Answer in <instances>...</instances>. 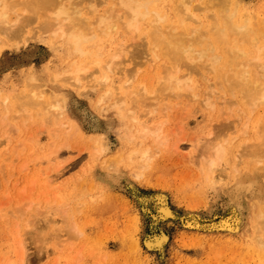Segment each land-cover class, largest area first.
<instances>
[{
    "label": "rangeland",
    "instance_id": "1",
    "mask_svg": "<svg viewBox=\"0 0 264 264\" xmlns=\"http://www.w3.org/2000/svg\"><path fill=\"white\" fill-rule=\"evenodd\" d=\"M245 7L251 11H258L260 16H264V0H249L245 4ZM262 12L263 14H261ZM34 27V25L28 27L29 30L27 29L21 37V39L25 38L26 41L21 40L22 42L16 46L14 45L16 39L6 40L5 37L0 36V105H3L2 107L0 106V110L2 111L0 112V210L3 209V211L8 212L3 213L1 212L2 210L0 211V223H3V225L0 224V264H68V262L69 264H247L246 261L245 263L243 261L249 255V251L245 249L243 244L246 243V237L250 232L248 225L251 214L254 211V209L250 207L253 201L252 199H244L243 201L246 211L245 222L236 235L224 234L222 232L207 234L202 231L184 229L180 225V220L189 212L198 215L203 222H209L210 220L212 221V219L217 221L227 216V192L229 193L233 179L236 176H234V166H232L235 164L231 158H233L235 162L239 161V163L236 162L237 165L239 164V166H236L239 170V176H247V178L253 176L249 168V165L252 164L247 154L249 153V146L256 142L253 137L256 136L255 139H258V134L262 130L260 128H263L262 131H264V127H262L264 126V121L261 120V118H264V108L261 109V106L257 107L255 114L254 112L252 115L249 114L250 120L246 122V125V119L243 117L246 115L244 113L245 110H243L245 106L242 107V101L238 104V95L237 98H235L232 93H222L220 95L221 98H219V100H221L218 102V97H216V95H219L221 91L219 86L213 81L214 79L216 81V77L214 76L216 72L210 70V68H203V71L196 70L194 74L193 71H191L189 74L195 81V84L198 85L201 93L202 91L203 93L204 91H211L209 93L211 94L209 95V99H211L214 105L210 102L212 105L209 106V109H205L208 108V106L206 105L205 107L203 102H197L199 99L197 100V98L189 97L190 99L188 98V101L187 98H183L186 96L168 99L167 97L165 98V95L163 96L164 98L160 95L164 99L163 102V99L158 97V93H156L157 96L155 92L152 91L161 80L159 79L160 76H158V71H155L158 69V66H155V64L158 65V63L149 60L144 64L137 60H128L129 55L126 56L124 54L126 51L123 52L124 56H122L125 57V61H123L121 65L119 64L113 68L111 73L108 72L110 73L108 74L109 82L104 87L93 86L94 81L101 77L102 73L100 72H96L97 75L94 73L81 79L75 86L63 84V82L61 83L60 81H52V68L58 66L59 70L66 69L73 61V56L70 57L67 54L63 44H61V41L57 37H53V39L49 34L45 33L37 34L38 36L36 37H31V30ZM124 38L125 36L121 34L107 37L104 43L105 46L101 47L113 51L119 39ZM147 70L149 72H147ZM185 70L186 68L184 67L180 69L181 72L183 71V74ZM154 72L155 75L157 74V78ZM182 73L180 74L182 75ZM210 73L212 74L210 75ZM31 75L35 76V78H39L37 81L44 84L45 89H51L53 92L65 95L63 116L58 115L60 111H53L52 109L46 110L47 108L44 107V105L40 106L42 109L40 111L38 110L39 106L25 108L21 106L17 107V103L20 105L22 103L21 101L17 102L18 100L12 98L11 95L19 92L24 86V82H26ZM135 75H137L138 78L141 76V81ZM135 77L138 83L134 82L136 80ZM127 78L131 79L132 84L130 86L131 88L133 87V90L136 88L138 89L140 85L143 88L147 87L145 92L140 91V93L137 94L138 97H136V95L130 96L129 94L125 99L126 104L121 105L122 108H124L131 103V109L129 108V116L131 114V117L126 116L120 118V116L112 111H110L109 114L101 113V109L103 107L108 108L109 104L112 103L111 101H113L112 98L115 96L113 93V96L105 98V100L98 103L105 91V87H115V85H118ZM143 79L145 82L143 81L142 84L141 82ZM155 79L159 80L156 85ZM205 83L209 84L206 85ZM211 83H214V86L211 87ZM147 84L148 86H146ZM148 87H151V89L149 90ZM131 88L127 92L131 91ZM140 89L141 87L139 90ZM147 89L149 90V95L146 94L148 92ZM113 90L114 88H112V91ZM214 93H216L215 96ZM142 95H145L146 99L149 96L148 102L145 101L147 104L144 102L145 98L143 99L144 96ZM6 96L8 98L7 103H5L7 100V98L5 99ZM222 96L224 98H222ZM131 97H134V99H132L133 102L128 99ZM153 97L161 99H159V102H163H160L161 106L159 105L160 103H157L158 100H153ZM229 97L232 98L230 99ZM136 98H138V100H135ZM229 100H231V102ZM15 101L17 102L15 107L19 109L21 107L23 110L20 109L19 111L13 107L15 111L17 110L13 116V112L15 111L9 109V107L11 105L14 106ZM141 101L145 104L141 103ZM150 101L153 105H151ZM186 101H188V105L187 103L184 105ZM223 101L228 102L230 105L228 106V104ZM182 102H184V104ZM148 103H150V107ZM216 103L219 105L216 106ZM235 104L237 106H235ZM168 105H170L171 108H169L170 106L168 107ZM12 106L10 108H12ZM158 106L162 108V110H159ZM30 108L33 112H31ZM238 109L241 110L238 111ZM24 110L28 112L24 113ZM45 110L47 116L44 115ZM41 111H43V115L40 113ZM3 112H10L8 114L10 116L12 114V121L10 120V116H8V114H2ZM233 112H235V114L238 112L239 116H237L238 113L233 116ZM132 113L134 114L132 115ZM227 113L229 117L226 116ZM20 116L23 118L20 119ZM32 116H35V118L38 117V119H36V123L38 121L37 124ZM251 116L253 117L251 118ZM42 117H45V119ZM48 117L49 119L50 117L52 118V122H49L50 120ZM60 119L64 122H61ZM14 120L16 122H13ZM22 120L24 123H28L23 124ZM144 121H146V124ZM71 122L77 129L76 131L68 129ZM230 122L234 124H229ZM250 123L251 125H249ZM151 124L154 127L159 125V132L163 133H159L160 139L159 136L156 138L145 133L142 135V129L144 127L150 128ZM162 124H164V126ZM16 125L17 128H15ZM65 125H67L68 128ZM249 126H251V128ZM63 127H65V130ZM18 128L19 130H16ZM58 128L62 132H60ZM54 130L56 132L59 131L60 134L56 133ZM139 130L141 131L139 132ZM237 133L240 135L237 136ZM66 134H68V138L70 136L71 139L74 136V139L71 141H69L70 139H64L67 136ZM60 135H62L63 139ZM136 135H138V137ZM235 135L237 138H235ZM163 136H166V138L169 136L167 138L168 140L166 139L167 142ZM87 137H89V139ZM230 138H233V140ZM94 139L98 141L103 140L111 145V151L107 156L96 157L93 154L91 149ZM208 139L212 141L213 147L221 143L225 145L227 149L225 160L222 161L223 163L221 162L220 167L218 166L216 168L217 175H214L216 172L212 174L214 178L216 177L217 179H214L212 175L208 176L207 169L205 173V159L201 155L203 148H199L203 147L202 145L204 143L207 144L210 142ZM239 140L241 141L240 143L238 142ZM86 142L88 144H86ZM237 143L241 144L240 147ZM234 145L235 147L233 149L232 147ZM147 146L149 148V154L152 156V159L147 162L148 165L139 164L137 158H133L134 161L132 160V162L134 163L136 160L138 165L136 163L132 164L130 160L126 159V155L123 154L134 148ZM242 146L248 150L242 149ZM235 148L239 153H241V151L242 153L239 154L236 152ZM243 151L245 153H243ZM120 152L123 155L121 158L122 160H120V169L118 173L121 178L113 182L114 180L111 179H113L115 173H112L111 170L107 168V165L111 161L110 159L116 157L117 153L120 154ZM234 154L236 156H234ZM225 161L227 162L225 163ZM231 163L233 164L231 165ZM241 165H244V169L241 168ZM223 167L227 169L223 170ZM246 169L248 170L246 171ZM200 171L202 175L199 173ZM226 171L227 175L225 173ZM106 172L107 174L110 172L112 175H107ZM255 174L257 175L258 182L264 184V175ZM110 176L112 177L111 179L109 178ZM221 176L222 179H220ZM231 176L233 179L230 178ZM220 180L221 183L219 182ZM117 184L118 187L120 185L119 188ZM128 187L131 188L128 189ZM155 193H163L166 195L167 203L169 207H171V211L173 210L172 212L174 215L173 219L171 218L169 221L165 220L163 225H161L162 231L168 235V242L163 248L162 259L159 258V251L152 252V250H147L144 246V240L147 237L150 235L153 236L159 232V230L154 227H152V229L149 227L152 223L151 215H156V211L154 212V210H156L154 208L155 202L149 200V202L146 203L147 206H145V209H147L148 213L145 218L140 210L143 204L138 202L140 197L148 198L149 195V197H151ZM189 207L190 209H188ZM210 208H214V213L210 214ZM23 217L26 218L25 221H23ZM9 218L12 219V221H10ZM7 220L9 221L7 222ZM9 222L10 224L13 222L11 225H14L13 228L9 226ZM4 224L10 227H8L9 230ZM1 225L7 229H3ZM10 230L12 233H9ZM14 236H16V238ZM188 236L190 237L188 238ZM185 237H187V239H185ZM192 237L194 238L193 240H191ZM232 244L235 245L233 246ZM236 248H238L239 251L238 249L234 250ZM10 249L14 250V254H12L13 252ZM1 254H4V256ZM10 255L13 257L10 258ZM254 256L258 258L256 255ZM248 257V264L261 263V261L255 257L252 258L253 256H251V254ZM251 258L252 260L254 259L253 262ZM2 259L6 261L3 262ZM7 259H9L10 262ZM11 259H13V261Z\"/></svg>",
    "mask_w": 264,
    "mask_h": 264
},
{
    "label": "bare ground",
    "instance_id": "2",
    "mask_svg": "<svg viewBox=\"0 0 264 264\" xmlns=\"http://www.w3.org/2000/svg\"><path fill=\"white\" fill-rule=\"evenodd\" d=\"M248 1H246V0H0V36L5 37L6 40L16 39L14 42V45L16 46L20 42L26 41L25 38L21 39L22 34L26 32V30L28 29L29 26L34 25L35 27L31 30V37H36L39 34H43V33L49 34L50 37H52V38L57 37L61 41V44H63L67 54L70 57L73 56V61L71 62V64L67 68L65 67L66 69H64V70H59L58 66H54L52 68V71H53L52 72L53 73L52 74V81H55V82L60 81L61 83L63 82V84H68L70 86H72V85L75 86V84H77L81 79L86 78L89 75H92L94 73L97 75L96 72H100V73H102L101 77L97 78L94 81L93 86L104 87L109 82L108 74H110L112 72L113 68H115L119 64L121 65L122 62L125 61V59H124L125 57H122V56H124L123 52L126 51L124 54L126 56L129 55L128 56L129 59L126 58L128 60H131V61L137 60L138 62H143L144 64L146 61H149V60H151L155 63H158V65L155 64V66H158V69L155 71H158V73H159L158 76H160V78L159 77L158 78L161 80L159 81L158 79H155L156 80L155 85H156L157 81H159V82L157 83L156 87L154 86L155 89L152 90L153 92H155V94L158 93L159 96L156 94L158 97H161V96L163 97L165 95V98L167 97L169 99L172 97L178 98L181 96H186L183 98H187L188 101L190 98H197V100L198 99L201 100V101L198 100L197 102H200V103L203 102L205 104V107H206V105L208 106V108H205V109H209L210 108L209 106H211L213 104L211 99H209L210 98L209 95H211L209 93L211 91H209V92L204 91V93L202 91V93H201V91L198 88V85L195 84V81L190 77L191 75H189V74L191 73V71H193V74H194V72L196 70L197 71H203L202 70L203 68H210V70H213L216 72V75H214V76L216 77L217 83H216L215 79L213 81L215 82V84H217L219 86V89L221 91L219 93V90L217 89L218 90L217 92L219 93V95L217 94L218 95L217 96L216 93H214V96L216 95V97H218V102H219L221 100V99L219 100V98H221L220 95L222 93H224V94L226 92L229 94L232 93V95L235 98H237V95H238V102H239L238 104H240V101H242L243 102L242 107L245 106L243 110H245L244 113L246 115L243 117H245V119H246V121H245V124H246V122L250 120L249 114L252 115L253 112L255 114V112L257 111V109H256L257 107L261 106V109L264 108V16H262V15L260 16L258 11L257 12L251 11L250 9H248L249 8L248 6H247L248 8H246L245 4ZM261 4H263V3H261ZM261 14H263V12ZM117 34H121V35L125 36V38L119 39V41L116 44V46L114 47L113 51L108 50L104 47H101V46H105L104 43H105V40L107 39V37L116 36ZM182 67L186 68L184 74L182 73L184 71V69L182 72L180 71V69ZM116 69H118V68H116ZM104 70H105V72H104ZM118 70H116V71H118ZM108 72H110V73H108ZM147 72H149V71L147 70ZM180 73H182V75ZM144 74H143V76H144ZM211 74L212 73H210V75ZM154 75H155V72H154ZM135 76L137 77V75H135ZM155 76L157 78V74ZM136 77H135V79H136ZM140 78H142V77L140 76ZM140 78H138V79H140ZM38 79L39 78H35V76H33V75L28 77V80L26 82H24L25 84H23L24 86L22 87V89L19 92L13 93L11 95L12 98L18 100L17 102L21 101L22 104L20 105L19 103H17L15 101V105L14 106L11 105L12 108H10L11 107L10 106L9 109L14 110L13 107L16 106V103L18 104L17 107L21 106L22 108L23 107L24 108L25 107H31V106H34V107L39 106V108H40L41 105H44V107L47 108L46 110L52 109L53 111H60L58 113V115L63 116L64 115L63 103H64V96L65 95L53 92L51 89H45L44 84L39 83L37 81ZM144 79L141 82L142 84H143ZM136 81H137V79L134 82L138 83ZM140 81H141V79H140ZM135 83H134V85H135ZM131 84H132L131 79L127 78L126 80L122 81L118 85H115V87L110 86V87L114 88L113 91H112V88H109V87L106 88L105 87V91L102 94L101 99L98 101V103L105 100V98H110L114 94H115V96H114V98H112L113 101H111L112 103L109 104L108 108L103 107L101 109V113L109 114V112L112 111L116 115L120 116V118L129 116V112H130V109L132 106L131 103L129 104V106L131 105L130 107L127 105L128 108L127 107L122 108V106H121L122 104H126V102H125L126 97L129 94H130V96L136 95V97H138L137 94L140 93V91L145 92V90L147 88V87L143 88L140 85V87H141L140 90H139L140 87L138 89L135 87L136 89L133 90L132 89L133 87L131 88V86H130ZM208 84H206V85H208ZM211 84H210L211 87L214 86V83L212 85ZM146 86H148V84ZM130 88H131V91L127 92ZM148 88H149V90L151 89V87H148ZM215 88H216V85H215ZM149 90L146 93L148 95H149ZM145 95H142V96H144L143 99L145 98ZM152 96H154V95H152ZM162 97H161V99L164 98V97L163 98ZM216 97H215V99H216ZM6 98H7V96L5 97V99ZM97 98H99V97H97ZM148 98H149V96L147 97V99L146 98L144 99V102L147 101ZM222 98H224V97L222 96ZM128 99L132 100V99H134V97H131ZM154 99H156V98L153 97V100ZM159 99H156V101L158 100L157 103L161 102V101L159 102ZM135 100H138V98H136ZM7 101H8V98H7L5 103H7ZM10 101L11 100L9 99V102ZM188 101H186L185 104H184V102H182V103L184 105H186V103ZM225 101H223V102L228 104V102H225ZM229 101L231 102V100H229ZM131 102H133V100ZM139 102H140V99H139ZM163 102H164V99H163ZM163 102H161V103H163ZM195 102H196V100H195ZM210 102H212V104ZM214 102H216V101H214ZM242 102H241V105H242ZM141 103H143V102L141 101ZM141 103H140V105H141ZM145 103H143V104H145ZM150 103H151V101H150ZM150 103H148V106ZM161 103L159 104L160 106H161ZM167 104H170V103H167ZM151 105H153V103H151ZM163 105H165V104H163ZM187 105H188V103H187ZM217 105H219V104L216 103V106ZM229 105L230 104H228V106ZM231 105H232V103H231ZM0 106L2 107L3 105L1 104ZM5 106H7V105H5ZM134 106H135V103H134ZM148 106H145V107H148ZM169 106L170 105H168V107ZM233 106H231V107H233ZM235 106H237V105L235 104ZM17 107H15V108L20 111L21 107H20V109ZM168 107H167V109H168ZM39 108H38L39 111L42 110L41 108L40 109ZM158 108H159V110L160 109L162 110V108H160L159 106H158ZM169 108H171V106ZM6 109H8V108H6ZM203 109H204V107H203ZM17 110L16 111L14 110L15 112H13V116H14V113L17 112ZM21 110H23V109H21ZM30 110H31V112H33V110L31 108H30ZM46 110H45V114H44L45 116H47ZM239 110H241V109H238V111ZM9 111H11V110H9ZM227 111H229V110H227ZM0 112H2V111L0 110ZM25 112H28V111L24 110V113ZM36 112H37V109H36ZM150 112H151V110H150ZM8 113H10V112H7V113L3 112L2 114H8ZM40 113H42V115H43V111H41ZM145 113H147V112H145ZM228 113L226 115L227 117H229ZM233 113H234L233 116H235L238 112L236 114H235V112H233ZM133 114L134 113H132V115ZM28 115H30V114H28ZM8 116H10V115L8 114ZM226 116H225V118H226ZM237 116H239V113L237 114ZM253 116H255V115H253ZM253 116H251V118ZM11 117H12V114L10 116V120H11ZM26 117H28V116H26ZM129 117H131V114ZM149 117H150V115H149ZM22 118L20 116V119H22ZM33 118L35 119V123H36V119H38V117L35 118V116H34ZM53 118H56V117H53ZM13 119H14V117H13ZM43 119H45V117ZM48 119H49V117H48ZM51 119L52 118L50 117L49 122H52ZM132 119H134V118H132ZM149 119H151V118H149ZM233 119L235 120L234 117H233ZM253 119H256V118H253ZM253 119H251V120H253ZM60 120H59V122H60ZM261 120L264 121V118H261ZM18 121H20V120H18ZM25 121H26V119H25ZM62 121L63 120H61V122ZM13 122H16V121L14 120ZM20 122H19V124H20ZM43 122H44V120H43ZM144 122L146 124V121H144ZM25 123H28V122H25ZM25 123L23 121V124H25ZM37 123H38V121H37ZM231 123L232 122H230L229 124H231ZM254 123H255V120H254ZM232 124H234V123H232ZM252 124H253V121H252ZM17 125H16V127L15 126L14 127L17 128ZM162 125L164 126V124H162ZM249 125H251V123ZM65 126L67 127V125H65ZM57 127H59V126H57ZM68 127L67 128L69 130L70 129L71 130L73 129L75 131L77 130L72 122L70 123V125ZM152 127H154V126H152V124H151L150 128L144 127L142 129L143 130L142 135L145 133V134L151 135L152 137L154 136V137L158 138L159 133H160L159 132V125H157L154 128H152ZM247 127H246V129H247ZM249 127L251 128V126H249ZM262 127H264V126H262ZM63 128L65 130V127H63ZM258 128H260V127H258ZM260 129L263 130V128H260ZM16 130H19V128ZM58 130H59V128H58ZM128 130H130V129H128ZM262 130L259 132V134L257 133L259 135V137H257L258 139H255L256 136L253 137L257 143L255 142L256 144L254 143L253 145L249 146V148H248L249 153L247 155L250 158L249 159L250 163L252 164V165H249V168L251 169L250 170L251 175H253L252 177L247 178V176H243V177L239 176V170L236 167V166H239V164L237 165V163H239V161H236L237 162L236 163L234 161V159L231 158L235 164V165H232L233 163H231V165L234 166L233 167L234 168L233 169L234 176L235 175L236 176L234 177V179L232 176L230 177L233 179V182L231 185L232 187H231L229 193L226 191L228 194L227 195L228 200H227V198H226L227 201L225 200L227 202V210H228L227 216L225 218H220L217 221L216 220L214 221V219H212V221H211L209 219L210 220L209 222H203V220H201L198 215L189 212V213H186L180 220V225L184 229L202 231V232L207 233V234L222 232L224 234L236 235L239 233V231L241 230V228L245 222L246 211H245V206H244L243 201H244V199L245 200L252 199L253 201L251 202L250 207H252V209H254V211L251 214V218H250L249 225H248L250 232H249L248 236L246 237L247 238L246 243L243 244V246H245V249H247V251L250 252V253L248 252V254L249 255L251 254V256H253L252 258L255 257L254 255H256L258 257V258H256V257L255 258L261 261L260 264H264V184H261L258 182V178H257V175L255 173H258V175H264V131H262ZM59 131H57V132L55 131V132L60 134V132H62V131H60V132ZM140 131L141 130H139V132ZM173 131H174V129H173ZM252 131H253V129H252ZM165 132H167V131H165ZM69 133H70V131H69ZM244 133H246V132H244ZM68 134H66L67 136L64 139H67V140L70 139L69 141L74 139V136L72 139L70 138V136L68 138ZM160 134H163V133H160ZM238 135H240V134L237 133V136ZM253 135H255V134H253ZM136 136L138 137V135H136ZM166 136H163L165 138V140L169 137L168 136L166 138ZM60 137L62 138V135H60ZM87 138L89 139V137H87ZM235 138H237L236 135H235ZM101 139H103V138H101ZM159 139H160V136H159ZM103 140L98 141V140L94 139V141H93V146H92L91 150L93 151V154L96 157L107 156V154L111 151V145L107 142H104ZM167 140H166V142H167ZM231 140H233V138ZM140 141H141V138H140ZM161 141H163V140H161ZM66 142H68V141H66ZM211 142L212 141L208 142L207 144L204 143L202 145L203 147H199V148H203L201 151V155L205 159V161H204V164L206 167L205 173H206V169H207L208 176L215 173L216 168L218 166L220 167L221 162L225 160L226 150H227L225 148V145L219 143L217 145L214 144L216 146L213 147L212 146L213 143H211ZM238 142L240 143L241 141L239 140ZM248 143H249V141H248ZM248 143H246V144H248ZM86 144H88V143L86 142ZM235 145L232 147L233 149H234ZM237 145L240 147L241 144L237 143ZM149 147H152V146H149ZM229 147H231V146H229ZM242 147H243L242 149H245L244 146H242ZM236 148H235V150H236ZM150 150H151V148H150ZM236 152H238V151L236 150ZM241 153H242V151H241ZM241 153H239V154H241ZM243 153H245V152L243 151ZM123 154L126 155V159L130 160V162H132L133 158H137L139 164L141 163L142 165H146L147 162H149V160L152 159L151 158L152 156L149 154L148 146L147 147H141V148H134L132 150L124 152ZM230 154H233V153H230ZM125 155H124V158H125ZM95 156H94V158H95ZM234 156H236V155L234 154ZM1 157H2V155H1ZM122 157H123V155L121 154V152H120V154L117 153V156L114 157L113 159H110L111 161L107 165V168L110 169L112 173H115V175L113 176V179H111L112 178L111 176L109 177L111 180H114L113 182H115L116 179L120 180V178H121L120 174H118V173H119V169H120L119 164H120V160H122L121 159ZM248 157L246 156L247 159H248ZM239 158H240V156H239ZM136 162L137 161L135 160L134 163H136ZM226 162L227 161H225V163ZM247 162H248V160H247ZM134 163L132 162V164H134ZM100 164H101V162H100ZM136 164L138 165V163H136ZM223 165H225V164H223ZM227 165H228V163H227ZM241 166H242L241 168L244 169V167H243L244 165H241ZM138 167H136V168H138ZM200 167L202 169L201 164H200ZM230 167H228V168L231 169ZM221 168H222V166H221ZM223 168H224L223 170L227 169L225 167H223ZM246 168H248V167H246ZM223 170H221V171H223ZM247 170L248 169H246V171ZM241 172H243V171H241ZM109 173L107 174V172H106L107 175H112L111 173L110 174ZM199 173L201 174V171ZM218 173H219V171H218ZM220 173H222V172H220ZM225 173L227 175V171ZM231 173H232V170H231ZM222 174L225 175L224 173H222ZM222 174H218V175H222ZM214 175H217V172ZM214 175H212L213 178H214ZM225 178H226V176H225ZM214 179H217V178L215 177ZM220 179H222V176ZM226 180H227V178H226ZM219 182L221 183V180ZM118 184H117V187H118ZM208 185H209V183H208ZM133 186H135V185H133ZM119 187H120V185H119ZM129 188H131V187H128V189ZM210 188H212V187H210ZM114 190H115V188H114ZM224 191H225V189H224ZM149 196H148V198L147 197H140V199H138V202H141L143 204V206H141V209L140 208L139 209L142 211V213L144 214V218H145L146 214L148 213L147 209H145V206H147L146 203L149 202V200H152L153 202H155L154 208L156 210H154V212L156 211V215L155 214L151 215L152 223L149 225V227H151V229H152V227H154L155 229L159 230V232L153 236L150 235L149 237H147L144 240V246L147 250H152V252L153 251H159V258L162 259L163 251H164L163 248H164L165 244L168 242V235L162 231L161 225H163V222L165 220L169 221V219L174 218V215L172 212L173 210L171 211V209H170L171 207H169V205L167 203V197L163 193H155L151 197H149ZM225 201H224V203H225ZM225 206H226V203H225ZM188 209H190V207ZM1 210L0 211L3 213L6 212V211H3V209H1ZM11 211H12V209H11ZM6 213H8V212H6ZM183 213H185V212H183ZM212 213H214V208L210 210V214H212ZM13 215H15V214H13ZM9 216H11V215H9ZM1 217H3V216H1ZM142 218H143V215H142ZM25 219L26 218H24L23 221H25ZM176 219H177V216H176ZM2 220H3V218H2ZM9 220L12 221V219H10V218H9ZM9 220H7V222ZM4 222L6 223L5 220H4ZM21 222H22V219H21ZM12 223L10 224V222H9V226L11 228L14 227V225L11 226ZM171 223H173V222H171ZM0 224L3 225V223H0ZM4 226L7 228L9 227V226H7V224H4ZM20 226H21V224H20ZM7 228L3 227V229H7ZM9 228H8V230H9ZM132 229H133V227H132ZM10 232H11V230L9 231V233ZM143 232H144V230H143ZM18 234H19V232H18ZM12 235H14V234H12ZM14 237L16 238V236H14ZM189 237L190 236H188V238ZM193 237H195V236H193ZM193 237L191 240L194 239ZM12 239H13V236H12ZM185 239H187V237H185ZM196 241H195V243H196ZM135 242H136V240H135ZM187 242H189V241H187ZM244 242H245V240H244ZM142 243H143V241H142ZM218 243H221V242L219 241ZM193 244H194V242H193ZM225 244H226V242H225ZM235 244H232V245L234 246ZM237 246H235V247H237ZM13 249H14V247H13ZM13 249H10V250H12V252H13L14 251ZM237 249L238 248H236L234 250H237ZM7 251H8V249H7ZM238 251H239V249H238ZM247 251H246V253H247ZM12 254H14V252ZM1 255L4 256V254H1ZM5 255H7V254H5ZM248 256H247V258H249ZM12 257L13 256L10 255V258H12ZM247 258L243 262L245 263V261H246L248 264ZM252 258H251V260H252ZM5 259H6V257H5ZM7 260H9V259H7ZM11 260L13 261V259H11ZM2 261L5 262L6 260L2 259ZM156 261H158V260H156ZM253 261H254V259L252 260V262ZM9 262H10V260H9ZM70 262H72V261H70ZM161 263H162V261H161ZM4 264H6V263H4ZM68 264H69V262H68Z\"/></svg>",
    "mask_w": 264,
    "mask_h": 264
}]
</instances>
